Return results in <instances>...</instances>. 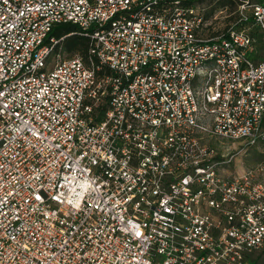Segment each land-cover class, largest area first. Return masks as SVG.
<instances>
[{"label":"built area","instance_id":"obj_1","mask_svg":"<svg viewBox=\"0 0 264 264\" xmlns=\"http://www.w3.org/2000/svg\"><path fill=\"white\" fill-rule=\"evenodd\" d=\"M0 0V264H264V0ZM71 24L87 56L62 59Z\"/></svg>","mask_w":264,"mask_h":264},{"label":"rangeland","instance_id":"obj_2","mask_svg":"<svg viewBox=\"0 0 264 264\" xmlns=\"http://www.w3.org/2000/svg\"><path fill=\"white\" fill-rule=\"evenodd\" d=\"M237 2L238 0H202L196 4V7L202 11L204 18L211 22L208 35L211 37L225 33L228 29L235 26L237 21ZM66 39V38H65ZM62 59L69 58L73 55L82 56L80 53H68L64 49V40L56 50ZM83 57V56H82ZM84 58V57H83ZM231 162L229 171L247 169L257 179L264 183V153L256 149H250L244 155H237Z\"/></svg>","mask_w":264,"mask_h":264},{"label":"trees","instance_id":"obj_3","mask_svg":"<svg viewBox=\"0 0 264 264\" xmlns=\"http://www.w3.org/2000/svg\"><path fill=\"white\" fill-rule=\"evenodd\" d=\"M76 32V27L74 25L64 24L51 30L49 36L60 38L73 33L64 39V49L70 54L76 52L80 53L85 58L87 56L88 49L91 46V39L80 36Z\"/></svg>","mask_w":264,"mask_h":264}]
</instances>
